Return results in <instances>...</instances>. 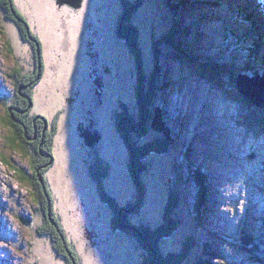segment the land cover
Here are the masks:
<instances>
[{
    "label": "rangeland",
    "instance_id": "374dc122",
    "mask_svg": "<svg viewBox=\"0 0 264 264\" xmlns=\"http://www.w3.org/2000/svg\"><path fill=\"white\" fill-rule=\"evenodd\" d=\"M180 1H174L178 10L172 11L170 0H145L134 14L141 61L135 60L128 46L113 40L120 0H87L91 3L86 12L61 6L57 0H12L16 15L6 9L9 0L0 4V264H68L62 249L57 248L62 245L51 233H42L49 227L48 214L34 194L39 190L32 158L36 143L23 141L18 130L23 125H10L7 116L9 107L19 110L27 104L20 98L24 92L17 79L35 71L36 59L42 62V72L25 88L31 102L21 112L23 117H18L25 124L38 118L36 123L32 121L37 134L27 128V135L35 140L41 135L44 146L53 125L57 127L52 147L55 157L48 165L46 156L38 160L67 240L77 250L81 264H138L148 255L135 235L113 230L112 210L102 202L90 172L95 164L93 147L87 143L89 138L79 136L77 126L79 121L91 125L81 117L86 111L91 110V114L87 112L90 118L98 115L103 138L95 155L101 153L111 166L102 183L119 205L136 203L138 187L129 171V148L119 132L121 126L127 127L128 118L120 126L118 118L129 114L140 122L139 79L144 76L147 85L153 77L152 47L156 42L161 48V57L154 64L158 88L149 110L163 111L172 143L167 154L143 157L146 167L141 180L146 193L141 210L131 219L139 226L159 228L173 192L176 198L169 216L178 223L159 241L163 254L180 252L192 236L194 245L180 264H264V108L246 99L236 82L238 73L254 76L253 67L264 71V61L254 62L249 56L258 53V60L264 59V27L251 26L229 12L230 6L242 4L240 0ZM209 1L221 5L212 8ZM253 9L259 22L263 14L257 7ZM98 17L99 22L95 21ZM177 23H181L177 40L163 41L161 37ZM79 26L87 32L81 38L91 48L77 44L75 29ZM247 26L252 30L246 31ZM100 30L106 39L101 62L110 68L108 77L115 78L110 81L105 76L104 82L110 84L104 87L103 104L97 105L96 96L90 97L86 88L77 96L82 71L78 67L84 50L94 56L97 53L93 41ZM25 34L36 41L31 43ZM95 69L90 72L97 85L103 69ZM81 99L86 100L85 111L78 113ZM91 102L96 103L91 106ZM42 114L48 119L46 130L39 119ZM144 122L146 134L131 133L138 146L165 136L153 127V120ZM199 173L204 176L199 177L203 184L196 177ZM204 186L209 194L205 214ZM249 236L256 239L252 244L247 241Z\"/></svg>",
    "mask_w": 264,
    "mask_h": 264
},
{
    "label": "trees",
    "instance_id": "16d2710c",
    "mask_svg": "<svg viewBox=\"0 0 264 264\" xmlns=\"http://www.w3.org/2000/svg\"><path fill=\"white\" fill-rule=\"evenodd\" d=\"M11 1V2H10ZM145 0H120L119 5L121 9V14L119 16L118 19V25L116 27L115 30V37L113 38L114 42L116 44L119 45H126L128 46V48L130 49L129 51L133 54L132 56L134 58H136V61H141L142 59V49L139 45V40H138V36H139V32H138V28L132 23V19L134 18V14L137 12V10L143 5V2ZM175 0H170V8L172 11H176L178 10V5L177 3L174 2ZM242 2V4L240 3H235L234 7L230 6L229 8V12H231L235 17L251 22V26H255V25H259V22H257V20H255L257 17L254 15L255 11L253 9V7H257V9L259 11H261V14H263L264 16V1L263 0H252V2L254 1H258L257 5L255 3L252 4V7H248L247 3L244 0H240ZM2 2V3H1ZM5 2V1H4ZM182 4L187 3V1H180ZM10 3V7L6 8L8 11H10L12 13V15H16V8L12 7L11 3L12 0H9ZM209 4V6H211L213 8V5H221L219 1L216 2H207ZM0 4H5L3 3V0L0 1ZM146 11V10H145ZM143 11V12H145ZM12 15H10L11 17H13ZM261 17V20L264 24V17ZM25 17V16H24ZM26 19V18H25ZM27 20V19H26ZM247 23V22H245ZM171 29L169 30L168 33H166L165 35H163L161 38L163 41H170V42H174L176 41L178 35H179V31L181 30V23H177L176 26L175 24L171 27ZM244 29L246 31H250L252 30V28L250 26H247L246 28L244 27ZM25 30V29H24ZM185 30V29H184ZM27 31V30H25ZM26 35V34H25ZM27 37V35L25 36ZM262 37L257 38L256 41L260 40ZM27 39V38H26ZM264 39V38H263ZM28 40V39H27ZM37 41H39V39H37ZM104 43H106V39L103 38ZM41 43V42H40ZM124 43V44H123ZM179 45H181L180 41L178 43ZM38 45V44H37ZM104 45V44H103ZM39 49V47L37 46L36 49ZM37 49V52H38ZM153 52L155 53L153 55V74H152V78L150 80V83L145 85V80H144V76L140 77V81H139V87L141 88V91H138L137 95L139 96V107H140V122H137L136 120H134V118L129 115L126 114L125 116L120 115L118 118V123L120 126V121L123 122L122 119L124 118H128L127 120H125L126 126L125 127V131L124 129H120L121 131H119L122 135L121 137H123V140L125 141V143L127 144L128 148H129V153H130V157H131V161H130V174H131V178L132 180L135 182V184L138 187V195H137V202L134 204H130L127 206H122L119 205L116 201V199L107 191V189L104 187V184L102 183L106 176L109 174V170H110V165L108 163H105L103 158L101 157V153H97L95 155H93V159L95 160V164L92 165L89 169V171L91 172V176L93 177V179L96 181L97 185H98V191L100 194V198L102 200V202L106 205H108L113 213V220H112V228L113 230H119V231H123V232H128V233H132L133 235H135V237L137 238L136 240H138L144 247V250L148 253V255L145 257V259L143 261H141L138 264H180L181 262H183V260L188 257V253L191 250L192 246L194 245V239H192V236L188 238V240H186V242H184V247L183 249H181L180 252L178 253H170L168 254H163V252L161 251L160 245H159V241L162 239V237H165L166 235H169L173 230H175L177 223H175V220H173L170 216L169 213L172 210L173 204H175V198L176 195L173 192L171 193L170 196V202H168V206H167V212H166V216H165V222L162 226H160L157 229H152L151 227L148 226L145 227L143 226H139L137 224H135L132 221V217L137 214L142 207V202L143 199L145 197V193H146V187L143 183V181L141 180V172L145 169V165L142 163V159L143 157H145V155H150V154H167L170 152L169 147H170V143H172L170 140H168L167 137L165 136H157L153 139H151L150 141H148L146 144L138 146L132 139V135L131 133H137L138 136L140 135H144L146 134L148 131H146L147 127L145 124V120H147L146 123H148V121H150V123L152 122V120L154 119L155 113L152 110H149V106L150 104L153 103V101L156 98V91H157V85H156V79L154 78V68H156V64L158 62V59H160L161 57V48L160 45L156 42L154 44V46L152 47ZM35 51V53H37ZM251 53V52H250ZM249 56L250 58L253 60L254 62L257 61H261L260 63H262V61H264V59L262 57L259 58L258 60V53L255 54H250ZM39 58V56H38ZM40 59H36V69L33 73H25V75L22 76V78L17 79V86L19 88V90L23 93H26V89L30 87L35 80L39 77V75L42 72V66L40 63ZM259 64V62H257ZM155 64V65H154ZM264 64V63H263ZM258 67V65H257ZM253 71H251V74L256 75L258 73H260L261 71H259V69H255L253 67ZM44 70V69H43ZM124 72V71H123ZM18 78V77H17ZM39 86H41V84H39ZM146 86V87H145ZM146 88V89H145ZM23 89H25L23 91ZM42 90V89H41ZM24 95V99L25 101H27V104L24 105L22 108L20 107V109H16L15 107H9L7 109L8 110H16L18 113L19 112H23V109H26L27 107H29L30 102H31V97L28 95ZM136 95V96H137ZM61 99V98H60ZM22 110V111H20ZM17 117L21 116L23 117V115L21 114H16ZM40 116V115H39ZM38 116V117H39ZM19 118V117H18ZM35 118H37L35 116ZM32 119V118H31ZM39 119H41L42 123H44L43 129L46 130L47 128V118L44 116V114H42V116L39 117ZM20 120V118H19ZM38 120V119H37ZM34 122V120H32ZM29 121V124H25L23 123L22 119L19 122V125H29L32 126L31 128H29L30 131H32V133H36V128L33 125V122ZM9 122V121H8ZM37 122V121H36ZM32 124V125H31ZM131 129H130V128ZM57 127L55 125H53V130L50 131L49 135H48V139L47 140V145L44 146L41 138H43L41 135H39L38 140H35L34 143L37 142V145H34V149L35 152L32 154V158L34 160V164H35V170L37 171V176H36V187H38V191L35 192V198L37 200V202H39L40 204L42 203L43 206L42 208L45 209V211L47 212L48 215L47 216V222H48V229L46 230H42V233H51L55 240H57V242L60 243V245H62L63 248H58V250H61V254H63V256L65 257L66 261L68 264H81V258L77 252V250L71 245V243L67 240L66 237V233H65V228L63 227V224L61 223V220L59 218V216L55 215V211L53 210V191L50 189L49 187V182L48 179L43 175L42 170H40L39 168L41 166H43V164L39 163V160L41 157L46 156L45 159V164L48 165V163H51V160L55 157L54 156V152H53V136L55 134ZM127 129L132 130L131 132H129V134H127ZM141 129V130H139ZM123 130V131H122ZM45 132V131H44ZM39 134H41L40 132H38ZM20 134V133H19ZM37 134V133H36ZM25 141V139L23 140ZM26 141H28V138H26ZM25 141V142H26ZM26 142V143H27ZM45 143V142H44ZM30 145H33L31 142L29 143ZM101 144V143H100ZM28 147V146H27ZM28 150V148H27ZM29 152V151H28ZM44 164V165H45ZM41 165V166H40ZM199 173V175H197L196 177L198 178V182L199 184L202 183V179L204 178V176ZM203 184V183H202ZM206 187L204 186V190H203V212L205 214L206 212V205L205 202L207 200V198L209 197L208 191H206ZM208 190V189H207ZM129 217V218H128ZM42 229V228H41ZM262 234H260L258 237L261 238ZM252 236L247 237V241L249 243L252 244V241H255L256 239H253ZM210 244V243H209ZM56 245L58 246V244L56 243ZM211 245V244H210ZM256 247H259L260 245H258V243H256L255 245ZM254 246V247H255ZM264 247V246H262ZM212 248V246H211ZM105 264V263H104Z\"/></svg>",
    "mask_w": 264,
    "mask_h": 264
},
{
    "label": "flooded vegetation",
    "instance_id": "af4514ba",
    "mask_svg": "<svg viewBox=\"0 0 264 264\" xmlns=\"http://www.w3.org/2000/svg\"><path fill=\"white\" fill-rule=\"evenodd\" d=\"M90 3L87 4V0H86V4H85V0H83V4H82V6L80 7L79 10H81L83 12L89 11L88 6H89ZM68 7H70V6H68ZM84 18H85V16H84ZM95 21L99 22L100 21L99 17H98V20H95ZM102 30H103V28H102ZM102 30H100L101 34H97L96 35L97 40L93 41V43L95 42L94 45L97 44V48H96L97 53L94 56V55H92L93 54L92 52L88 51L87 49L84 50L86 55L82 54L84 56L83 62H82V65L80 67H78V69L82 70V71H80V74L78 76V82H80V86H79V91H78L77 96H79L82 93V90L80 91V89L86 88L87 91L89 92L90 97H92L93 95L96 96L95 100L97 102V105H98V103L103 104L104 101L102 102L101 97L103 95L104 87L107 86L106 84H110V81L113 78H115V77H112V76L108 77L109 76L108 74L110 73V68L107 67L105 65V63L102 65V62H101L102 60H105V50H104V47H103L104 32ZM83 33H86V35H87L86 31H82L81 30V26L77 27V30L75 29V34L77 36V44L78 43L80 44V42H82L86 46V48H87V46L89 48H91L88 45V42L84 43L85 39L81 38ZM26 35H27L28 41H30L31 43L36 41L35 39H33V37L31 35H28V34H26ZM37 42L40 45V40L37 41ZM79 50L81 52V49H79ZM92 56L95 57V58H93ZM40 63H41V66H42V62H40ZM84 67L88 68V72H87V69H85ZM100 67H102L103 70H100V73H101L100 77L101 78L99 77L98 84L96 85L95 83L92 82V79H93L94 75L90 72V69H93V68L95 69V68H100ZM95 71H96V69H95ZM86 75H88V78L86 77ZM105 76L108 77V79H110V81H109L106 78L108 80L107 83L104 82L105 81ZM85 78H86V80H84ZM60 93H61V91H60ZM20 98L25 101L24 95H20ZM97 98H98V100H97ZM79 101H80L81 104H78V111L77 112L78 113H80V112L83 113L82 111H85V110L83 109L82 106H83V103L86 102V100L85 99H81ZM96 102H94L93 104L91 102L89 104L91 106H93ZM16 112L17 111L14 110V109L8 110V112H7V116H8V120L10 122V125L15 126V127L18 126L19 122H20V120L18 119V117L16 115ZM87 112H89L91 114V110L90 111L88 110L85 113H87ZM85 113L81 117L84 118L86 121L90 122L91 125L89 126V125L85 124V121H79L78 122V126H77V127H79V136L80 137H84L85 140H86V137L89 138L90 140H94V143L92 145H90V146L93 147V151L95 153L96 146L101 143V140L103 138L101 130L99 128V123H98L99 117H98V115L97 116L95 115V117L90 118L88 116V113L87 114H85ZM19 114L23 115V113H21V112H19ZM37 119L38 118H32L31 120H34V123H36ZM122 120H125V118L122 119ZM27 128H30L29 125L19 126L18 127L19 133L22 134V139H25V141H26V138H28L29 142L26 141L27 143H30L31 141H32V143H34L33 140H35V139H33V138H31L30 136L27 135V132H28ZM35 128H36V126H35ZM121 128H123L124 131H125V127L121 126ZM81 144H83V143L81 142ZM36 145H37V142H36ZM96 153H98V151H96Z\"/></svg>",
    "mask_w": 264,
    "mask_h": 264
},
{
    "label": "water",
    "instance_id": "95a60500",
    "mask_svg": "<svg viewBox=\"0 0 264 264\" xmlns=\"http://www.w3.org/2000/svg\"><path fill=\"white\" fill-rule=\"evenodd\" d=\"M57 2L61 6L66 4L75 9H78L82 6V0H57ZM236 82L239 92L246 99H248L251 103L258 105L259 107L264 108V71L254 76H250L242 72L238 73ZM152 124L156 130L163 132L168 140H170V128L164 121L163 111L161 109L156 110ZM87 143L92 145L94 140L88 139Z\"/></svg>",
    "mask_w": 264,
    "mask_h": 264
},
{
    "label": "bare ground",
    "instance_id": "6f19581e",
    "mask_svg": "<svg viewBox=\"0 0 264 264\" xmlns=\"http://www.w3.org/2000/svg\"><path fill=\"white\" fill-rule=\"evenodd\" d=\"M247 1H248V4H247L248 7H250V6L252 7V4H253V3H255V4L257 5V1H254V2H252V3H251L252 0H247ZM260 12H261V11H260ZM259 24H260V27H264V24H263V22H262L261 19H260V21H259ZM0 87H1V84H0ZM262 101H263V100H262ZM0 195H1V194H0ZM175 195H176V194H175ZM0 197H1V196H0Z\"/></svg>",
    "mask_w": 264,
    "mask_h": 264
}]
</instances>
